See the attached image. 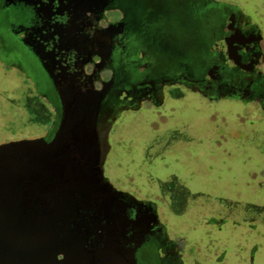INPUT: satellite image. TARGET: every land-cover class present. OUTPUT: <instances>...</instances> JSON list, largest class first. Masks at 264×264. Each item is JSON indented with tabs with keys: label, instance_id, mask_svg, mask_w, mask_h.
Instances as JSON below:
<instances>
[{
	"label": "flooded vegetation",
	"instance_id": "flooded-vegetation-1",
	"mask_svg": "<svg viewBox=\"0 0 264 264\" xmlns=\"http://www.w3.org/2000/svg\"><path fill=\"white\" fill-rule=\"evenodd\" d=\"M111 10L118 12L116 18L106 15ZM5 24L0 48L10 45L8 53L21 48V69L28 70L36 89L47 87L42 95L50 102L53 120L45 139L55 135L66 104L86 98L97 105L106 157L109 129L119 113L145 99L161 104L164 87L175 83L210 99L259 101L264 109L262 35L224 1L0 0V27ZM114 188L119 192L113 201L126 214L135 263L185 264L154 202ZM210 221L220 226L224 218ZM246 229L258 230L254 221ZM259 250V243L252 242L245 263L254 264ZM225 253L220 250L216 261Z\"/></svg>",
	"mask_w": 264,
	"mask_h": 264
},
{
	"label": "rangeland",
	"instance_id": "rangeland-1",
	"mask_svg": "<svg viewBox=\"0 0 264 264\" xmlns=\"http://www.w3.org/2000/svg\"><path fill=\"white\" fill-rule=\"evenodd\" d=\"M220 1L237 7L262 35L264 77V0ZM106 15L113 19L118 12ZM0 28L7 31L8 25ZM7 54L0 57V143L43 137L53 120L42 95L47 87L36 89L28 70L20 69L21 48ZM160 99L161 104L145 99L122 110L112 122L104 176L114 187L154 202L185 264H246L252 242L260 245L254 264H264L259 101L210 99L180 83L165 86ZM215 217L224 218L220 226L210 223ZM248 221L258 230L246 229ZM223 248V260L216 261Z\"/></svg>",
	"mask_w": 264,
	"mask_h": 264
},
{
	"label": "water",
	"instance_id": "water-1",
	"mask_svg": "<svg viewBox=\"0 0 264 264\" xmlns=\"http://www.w3.org/2000/svg\"><path fill=\"white\" fill-rule=\"evenodd\" d=\"M69 105L52 138L0 143V264H136L118 252L98 111Z\"/></svg>",
	"mask_w": 264,
	"mask_h": 264
},
{
	"label": "bare ground",
	"instance_id": "bare-ground-1",
	"mask_svg": "<svg viewBox=\"0 0 264 264\" xmlns=\"http://www.w3.org/2000/svg\"><path fill=\"white\" fill-rule=\"evenodd\" d=\"M83 100V101H82ZM81 101H80V104H81V108H83V109H85V111H86V109H87V107H91L93 110H95L96 109V103H92V102H87V99L86 98H84V99H82ZM79 104V103H78ZM83 104H85V105H83ZM75 106H77V105H75ZM84 106L86 107V108H84ZM75 107H73V109H74ZM90 111V110H89ZM92 111V110H91ZM76 114H77V112H76ZM75 114V115H76ZM84 123V122H83ZM82 126H83V124H82ZM85 128V127H84ZM84 128H82V130H84ZM79 132H81V131H79ZM111 209L112 210H114L115 212H116V217H117V219H118V222H117V227H118V235H119V237H118V252L120 253V256L122 257H124V258H128L129 256H130V253L132 252L131 251V247H130V242H129V240L127 239V236H126V232H125V227H126V223H127V219H126V214H125V211L123 210V208H122V206H120L119 204H115L114 203V205L111 207ZM116 209H117V211H116ZM107 224H109V222H107L106 224H104V225H107ZM106 232H109V229H107V230H105ZM117 232V231H116Z\"/></svg>",
	"mask_w": 264,
	"mask_h": 264
},
{
	"label": "trees",
	"instance_id": "trees-1",
	"mask_svg": "<svg viewBox=\"0 0 264 264\" xmlns=\"http://www.w3.org/2000/svg\"><path fill=\"white\" fill-rule=\"evenodd\" d=\"M0 45H1V44H0ZM2 47L4 48L3 45H2ZM2 47L0 48V57H3L4 59H7L6 56H8V54H7V53H8V49L6 48L7 50H6V49L3 50ZM10 64L15 65L14 63H11V62H10ZM18 67H19V66H18ZM19 68H20V67H19ZM20 69H21V68H20Z\"/></svg>",
	"mask_w": 264,
	"mask_h": 264
}]
</instances>
